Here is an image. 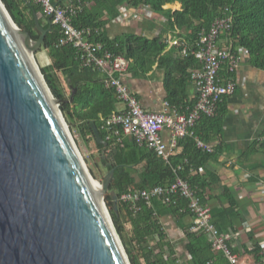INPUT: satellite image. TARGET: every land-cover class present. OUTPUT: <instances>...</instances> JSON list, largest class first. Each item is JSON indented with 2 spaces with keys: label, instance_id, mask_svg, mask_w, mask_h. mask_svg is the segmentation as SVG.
I'll list each match as a JSON object with an SVG mask.
<instances>
[{
  "label": "trees",
  "instance_id": "obj_1",
  "mask_svg": "<svg viewBox=\"0 0 264 264\" xmlns=\"http://www.w3.org/2000/svg\"><path fill=\"white\" fill-rule=\"evenodd\" d=\"M1 2L14 23L27 31L33 41L39 36L35 17L40 15L39 25L49 29L41 49L51 59V64L40 71L52 96L60 101L59 108L71 132L76 131L86 143H94L101 164L111 169L106 154H111L116 162L104 201L130 264H230L222 252L213 250L207 231H190L189 201L181 195H172L168 202L161 197L149 202L121 199L130 191L166 186L179 178L188 182L204 205H211V222L220 235L229 234L233 238L238 234L244 219L237 209V200L224 189L222 204L212 205L209 191L219 180L212 173H200L209 159L219 155L218 147L208 153L196 144L200 140L209 145L211 137L221 134L227 96L218 103L213 116L202 115L192 134L178 142L182 151L163 160L147 147L124 137L120 130L115 134L104 127L105 121L118 111L120 100L116 90L105 86L106 76L99 69L83 64L77 48L59 44L61 29L56 24L49 28L48 17L39 4L34 0ZM52 3L68 11L71 25L84 32L86 42L102 47L99 55L107 52L128 61L127 74L131 77L144 78L154 67L160 70L166 101L181 113L189 112L196 104L197 98L193 100L190 95L194 86L191 76L201 70L202 64L194 52L199 35L208 32L215 20L231 19L230 29L220 35L217 46L222 47L219 40H224L233 54L245 52L249 66L264 71V0H52ZM174 3L180 9L164 8ZM123 9H144L163 21L151 22L146 33L127 31L112 36L108 27L125 17ZM235 75L225 65L219 71L222 83L234 80ZM64 85L70 91L68 96ZM94 126L107 146L95 141ZM164 217L172 219L182 234L181 240L169 239L162 222ZM127 225L130 229L125 231ZM248 238L251 249L243 246V253L251 256L254 264H264L260 245L251 235ZM228 244L233 253L239 252L231 240Z\"/></svg>",
  "mask_w": 264,
  "mask_h": 264
},
{
  "label": "water",
  "instance_id": "obj_2",
  "mask_svg": "<svg viewBox=\"0 0 264 264\" xmlns=\"http://www.w3.org/2000/svg\"><path fill=\"white\" fill-rule=\"evenodd\" d=\"M35 25L37 41L0 0V264H130L104 201L116 162L90 176L34 60L49 30Z\"/></svg>",
  "mask_w": 264,
  "mask_h": 264
},
{
  "label": "built area",
  "instance_id": "obj_3",
  "mask_svg": "<svg viewBox=\"0 0 264 264\" xmlns=\"http://www.w3.org/2000/svg\"><path fill=\"white\" fill-rule=\"evenodd\" d=\"M34 2L41 6L46 17L51 18L52 24L60 27L62 35L59 44H72L77 48L81 53L83 64L85 66L93 65L99 69L106 76L105 86L116 90L124 108L113 113L105 121L104 127L115 134H118V130H120L124 136L133 139L139 146L147 147L163 160L167 161L171 155V150L161 137V131L164 128L171 130L178 137L192 134V128L202 115L213 116L223 97L230 96L235 92L236 83L234 80L222 83L219 77V71L223 65L227 66L229 72L237 73L242 61V55L233 54L229 45L217 46L220 35L231 27L230 18L215 20L208 32H202L199 35L194 56L202 64V68L194 71L191 76L197 91V101L194 107L187 113H181L166 102L163 111L148 112L140 106L125 82L128 61L122 57H114L107 52L99 55L102 47L99 44L94 46L86 42L84 32L76 30L71 25L68 11L54 5L52 0H34ZM130 10L132 11V9ZM124 15L126 16L125 13ZM258 141L264 143V134L259 137ZM196 144L201 150L212 152V146L199 140L196 141ZM176 194L189 201L188 209L192 217L190 231H207L213 250L222 252L230 264H239L237 255L232 252L228 244L232 237L229 234L220 235L218 233L211 222L210 209L201 202L188 182L178 178L166 186H158L150 190L130 191L122 195L121 199L125 202L138 200L149 202L154 197H161L164 202H168L170 197Z\"/></svg>",
  "mask_w": 264,
  "mask_h": 264
},
{
  "label": "crops",
  "instance_id": "obj_4",
  "mask_svg": "<svg viewBox=\"0 0 264 264\" xmlns=\"http://www.w3.org/2000/svg\"><path fill=\"white\" fill-rule=\"evenodd\" d=\"M166 7L172 10L180 9L178 3L166 5L164 8ZM122 11L128 14L108 27L112 36L129 31L125 27L129 28L133 15L127 9ZM120 23L123 29L113 33V26ZM219 46H226L225 41L219 40ZM240 54L242 61L234 76L236 89L234 94L226 98V113L223 117L221 134L211 137V142L208 143L213 149L214 146L218 147L216 149L219 155L209 159L203 169H200V173H212L216 177L215 180H219L209 191L212 205L222 204L224 189H228L237 200V209L244 223L240 225L238 234L230 239L231 244L236 251H239L235 253L239 264H254L252 257L243 253V246L251 249V241L248 238V235H251L260 245L264 255V143L258 141L264 134V71L249 66L246 53L242 51ZM162 78V72L154 67L144 78H133L126 74L125 82L145 111L161 112L164 103L167 102ZM190 95L193 100L197 98L195 85L191 88ZM123 108V104L119 102L118 110ZM199 120L200 118L193 129ZM161 137L171 150L169 158L182 151L178 142L183 137L175 136L167 128L161 131ZM223 203L227 206L224 201ZM207 207L211 215L212 207L211 205ZM164 219L172 221L170 217H164L162 222ZM170 229L178 232L175 237L181 236L178 239H182V234L173 221ZM178 239L171 238L172 241H179Z\"/></svg>",
  "mask_w": 264,
  "mask_h": 264
},
{
  "label": "rangeland",
  "instance_id": "obj_5",
  "mask_svg": "<svg viewBox=\"0 0 264 264\" xmlns=\"http://www.w3.org/2000/svg\"><path fill=\"white\" fill-rule=\"evenodd\" d=\"M166 8H168V7H166ZM128 11L131 15H133V20L130 21L129 28L125 27L129 31H133L136 33H141V32L144 33L146 31H148V28H149V25L151 24V22H157V23L161 24V22L163 21V19L159 15L149 14V12L147 10H144V9H140L137 11H133V10L132 11L128 10ZM126 14H128V13H126ZM121 25H122V23H120L119 25L113 26V29H112V30H114L113 33H116L118 30L123 29ZM125 28H124V30H125ZM156 30H158V29H156ZM156 30H154L153 32L156 33ZM33 57H34V60L37 64L39 70L41 67H45V66H48L49 64H51V59L49 57V54L44 49H39L38 51L34 52ZM64 87H65L66 94L68 96L70 94L69 93L70 91L68 90L66 85H64ZM58 108H59V106H58ZM59 110H60V108H59ZM60 112H61V110H60ZM61 114H62V117H63V119H64V121H65V123L69 129L71 137L74 140V142L78 148V151H79V153H80V155L84 161V164H85L90 176L92 177V179L96 183L101 184L103 181V178L107 174L108 170L101 164V160H99V158H98V152L95 149L94 143L93 142L86 143L78 135V133L76 131L71 132L70 126L67 123L62 112H61ZM163 223H164L165 230L167 231L168 236L170 237L169 239H171V238L172 239L173 238L178 239L179 237H181V236L175 237L178 235V232H175V230L170 229L172 221H170L168 219H164ZM129 227L130 226L127 225V227L125 228V231L129 230L130 229ZM178 240H180V239H178ZM153 243L154 242L152 241V244Z\"/></svg>",
  "mask_w": 264,
  "mask_h": 264
},
{
  "label": "bare ground",
  "instance_id": "obj_6",
  "mask_svg": "<svg viewBox=\"0 0 264 264\" xmlns=\"http://www.w3.org/2000/svg\"><path fill=\"white\" fill-rule=\"evenodd\" d=\"M96 185V184H95Z\"/></svg>",
  "mask_w": 264,
  "mask_h": 264
}]
</instances>
